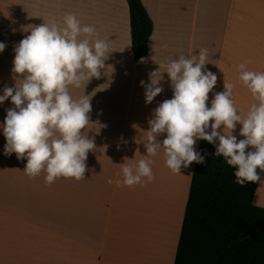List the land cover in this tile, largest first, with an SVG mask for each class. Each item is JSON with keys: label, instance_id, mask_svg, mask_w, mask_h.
<instances>
[{"label": "crops", "instance_id": "0c3cea01", "mask_svg": "<svg viewBox=\"0 0 264 264\" xmlns=\"http://www.w3.org/2000/svg\"><path fill=\"white\" fill-rule=\"evenodd\" d=\"M142 2L154 30L146 60L137 62L127 0H0V42L6 45L0 52V95L5 87L14 88L23 82L12 72L14 49L35 26L55 23L63 28V18L71 13L81 26L95 28L91 42L100 39L109 45L100 77L82 82L79 88L69 87L74 99L86 95L91 103L90 123L82 134L93 139L95 149L87 154L85 179L61 177L47 185L46 172L29 178L23 172L27 159H17L15 153L4 155L3 125L7 110L15 106L11 98L0 103V264L115 263L122 245L123 223L129 221L127 200L137 194V185L122 183V167L135 168L141 159L151 160L150 166L155 167L160 165L158 158H165L162 149L155 156L147 155L144 142L154 109L173 98L165 72L173 59L184 55L197 56L198 60L199 50L207 49L203 70L217 76L207 107L217 93L225 91L224 82L234 85L232 99L240 114L246 116L251 105L257 103L240 81L238 65L244 63L249 71L264 72V0ZM156 71L153 80H160L163 91L146 103V89L140 82L150 83V74ZM241 127L237 123L232 132L237 141L244 139ZM166 135L161 134L157 140L162 143ZM200 141L194 145L196 151ZM194 167L195 162L189 165L192 176ZM259 174L264 180V172L259 170ZM109 179L113 183L109 184ZM191 181L192 177L182 205L183 219ZM251 203L264 209V183H255ZM22 250L26 260L20 256Z\"/></svg>", "mask_w": 264, "mask_h": 264}, {"label": "clouds", "instance_id": "9594fccd", "mask_svg": "<svg viewBox=\"0 0 264 264\" xmlns=\"http://www.w3.org/2000/svg\"><path fill=\"white\" fill-rule=\"evenodd\" d=\"M63 20V28L44 23L33 27L19 42L12 72L23 82L14 88L5 87L0 95V103L11 98L15 106L7 110L3 125L4 155L15 153L17 159H27L23 172L29 178L46 172L47 185L61 177L85 179L87 154L95 149L93 139L82 134L90 123L91 103L86 95L74 99L69 87L79 88L82 82L99 78L109 47L104 40L91 42L95 28L81 26L74 14H67ZM81 35L87 38L79 39ZM5 47L0 42V52ZM196 57L182 55L167 65L173 98L160 103L148 121L144 142L147 155L155 156L162 149L166 166L180 174L182 166L206 163L205 155L194 147L203 139L216 145L215 156H223L227 165L237 169V184L264 183L257 172H264V72L249 71L244 63L238 65L240 81L257 101L245 116L234 106L231 83L224 82L225 91L215 95L211 107L206 106L217 76L203 70L207 49H200L198 60ZM157 72L150 74L147 85L140 82L146 89V103L163 91L160 80H153ZM237 123L242 125L240 135L244 137L239 141L232 135ZM164 133L167 135L161 143L157 137ZM249 147L253 150L246 151ZM151 163L141 159L135 168L124 165L122 183L132 187L145 177L147 182L154 180ZM107 182L113 183L111 179ZM116 183L120 186L119 181Z\"/></svg>", "mask_w": 264, "mask_h": 264}, {"label": "trees", "instance_id": "16d2710c", "mask_svg": "<svg viewBox=\"0 0 264 264\" xmlns=\"http://www.w3.org/2000/svg\"><path fill=\"white\" fill-rule=\"evenodd\" d=\"M127 1L132 49L144 62L154 23L142 0ZM198 152L206 163H195L174 264H264V209L249 205L255 183L237 184L215 144L201 139Z\"/></svg>", "mask_w": 264, "mask_h": 264}, {"label": "bare ground", "instance_id": "6f19581e", "mask_svg": "<svg viewBox=\"0 0 264 264\" xmlns=\"http://www.w3.org/2000/svg\"><path fill=\"white\" fill-rule=\"evenodd\" d=\"M158 162L150 166L155 179L142 178L135 197L127 200L134 214L130 211L128 223H123L119 264H167L172 259L177 236V221L172 216L178 218L174 193L181 189L183 166L177 174L166 166L165 158Z\"/></svg>", "mask_w": 264, "mask_h": 264}, {"label": "rangeland", "instance_id": "374dc122", "mask_svg": "<svg viewBox=\"0 0 264 264\" xmlns=\"http://www.w3.org/2000/svg\"><path fill=\"white\" fill-rule=\"evenodd\" d=\"M11 159L12 158H9V160H11ZM182 169H185L186 171L182 170V172H183L182 173L183 180H182V184H181V189H180V191L178 193H174V195H175V198L174 199L177 201V204H176L177 206H176L175 209L178 210V218H175V216L174 217L172 216V219L177 221V236H178V233L180 232V227H181L180 225H181L182 219H183V215H182V205H183V201L186 199L188 183H189V181H190V179L192 177V171H190L189 166L187 168L182 167ZM9 180L10 181H13L15 179L9 177ZM178 194H179V196H178ZM254 205L255 204L251 203L250 206L256 208ZM258 210H260V208H258ZM130 211L134 214V211H132V209H129V212ZM124 215H125V213H122L121 214L122 220L124 218ZM121 226H122V224H121ZM177 236H176V240H177ZM176 240H175V244H176ZM120 251H121V249L119 250V252L116 253V256H115V259L116 260H115V263L114 264H119V262L121 260ZM176 253H177V249L175 250V247H174V250L172 252V259L167 264H174L175 258H176ZM22 254H24V257H23ZM20 256L22 257V260L23 259L26 260V258H25L26 257L25 251L22 250V252H20ZM2 259L4 260L5 257L3 256Z\"/></svg>", "mask_w": 264, "mask_h": 264}]
</instances>
